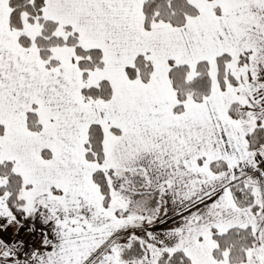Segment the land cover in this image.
I'll use <instances>...</instances> for the list:
<instances>
[{
  "label": "snow or ice",
  "instance_id": "1",
  "mask_svg": "<svg viewBox=\"0 0 264 264\" xmlns=\"http://www.w3.org/2000/svg\"><path fill=\"white\" fill-rule=\"evenodd\" d=\"M0 264H264V0H0Z\"/></svg>",
  "mask_w": 264,
  "mask_h": 264
}]
</instances>
